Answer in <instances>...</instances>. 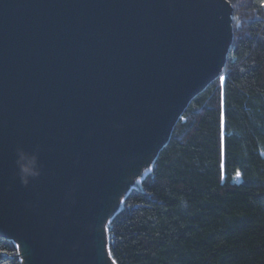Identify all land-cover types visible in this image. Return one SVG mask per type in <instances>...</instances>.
<instances>
[{"label":"water","instance_id":"water-1","mask_svg":"<svg viewBox=\"0 0 264 264\" xmlns=\"http://www.w3.org/2000/svg\"><path fill=\"white\" fill-rule=\"evenodd\" d=\"M231 11L0 0V236L24 264H110L104 223L223 66Z\"/></svg>","mask_w":264,"mask_h":264},{"label":"trees","instance_id":"trees-1","mask_svg":"<svg viewBox=\"0 0 264 264\" xmlns=\"http://www.w3.org/2000/svg\"><path fill=\"white\" fill-rule=\"evenodd\" d=\"M228 1L223 66L104 223L110 264H264V0ZM19 252L0 236V264Z\"/></svg>","mask_w":264,"mask_h":264},{"label":"snow or ice","instance_id":"snow-or-ice-1","mask_svg":"<svg viewBox=\"0 0 264 264\" xmlns=\"http://www.w3.org/2000/svg\"><path fill=\"white\" fill-rule=\"evenodd\" d=\"M237 175H239V172H237Z\"/></svg>","mask_w":264,"mask_h":264},{"label":"rangeland","instance_id":"rangeland-1","mask_svg":"<svg viewBox=\"0 0 264 264\" xmlns=\"http://www.w3.org/2000/svg\"><path fill=\"white\" fill-rule=\"evenodd\" d=\"M130 188H131V187H130ZM130 188H129V189H130Z\"/></svg>","mask_w":264,"mask_h":264}]
</instances>
